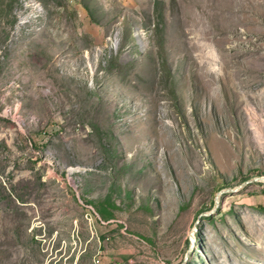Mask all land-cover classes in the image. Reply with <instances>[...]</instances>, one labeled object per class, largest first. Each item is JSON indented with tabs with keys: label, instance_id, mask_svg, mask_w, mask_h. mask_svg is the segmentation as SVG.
<instances>
[{
	"label": "rangeland",
	"instance_id": "obj_1",
	"mask_svg": "<svg viewBox=\"0 0 264 264\" xmlns=\"http://www.w3.org/2000/svg\"><path fill=\"white\" fill-rule=\"evenodd\" d=\"M97 258L264 264V0H0V264Z\"/></svg>",
	"mask_w": 264,
	"mask_h": 264
},
{
	"label": "water",
	"instance_id": "obj_2",
	"mask_svg": "<svg viewBox=\"0 0 264 264\" xmlns=\"http://www.w3.org/2000/svg\"><path fill=\"white\" fill-rule=\"evenodd\" d=\"M229 190H226V191H222L221 193H219V196L220 195H222V194H224V193H226V192H228ZM232 191V190H231ZM214 212V211H213ZM213 212H211V213H209V214H203V216H210V215H212L213 214Z\"/></svg>",
	"mask_w": 264,
	"mask_h": 264
},
{
	"label": "built area",
	"instance_id": "obj_3",
	"mask_svg": "<svg viewBox=\"0 0 264 264\" xmlns=\"http://www.w3.org/2000/svg\"><path fill=\"white\" fill-rule=\"evenodd\" d=\"M93 264H101V260H100V258H97V259L93 262Z\"/></svg>",
	"mask_w": 264,
	"mask_h": 264
}]
</instances>
